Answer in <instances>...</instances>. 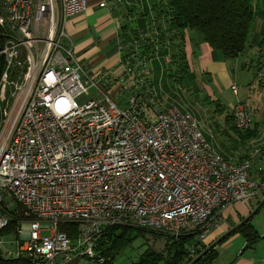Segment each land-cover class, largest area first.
Listing matches in <instances>:
<instances>
[{"label": "built area", "instance_id": "1", "mask_svg": "<svg viewBox=\"0 0 264 264\" xmlns=\"http://www.w3.org/2000/svg\"><path fill=\"white\" fill-rule=\"evenodd\" d=\"M87 6L0 0V252L10 216L16 219V253L1 252L6 258L105 264L97 241L116 226L196 234L203 243L217 213L264 195V178L251 172L249 159L221 156L191 115L152 102L143 56L132 63L131 52L124 61L120 46L117 77L85 70L63 41L65 21ZM111 80L127 89L125 101L112 98ZM255 88L264 100V54ZM92 92L98 96L87 98ZM251 115L240 101L230 113L240 131L250 128Z\"/></svg>", "mask_w": 264, "mask_h": 264}, {"label": "crops", "instance_id": "2", "mask_svg": "<svg viewBox=\"0 0 264 264\" xmlns=\"http://www.w3.org/2000/svg\"><path fill=\"white\" fill-rule=\"evenodd\" d=\"M100 1L88 0V6L82 13L68 18L64 23V27L67 28V30L65 29L67 36L63 43L71 45L75 59L82 63L85 70L90 74H97L99 71L105 70L110 73L112 78L117 77L121 73V69L118 67L120 46H138V48H141L145 43L147 46H155V49L157 46H169V41L160 42L161 44L153 41L156 37L154 24L157 22L152 8L163 0H104V6L99 5ZM252 30L255 35L254 38L248 40L247 36V46L238 56L245 53L249 62L244 63V67L251 63L250 66L255 69L251 84L248 86V89H255L256 95L253 104L250 106L252 109V124L248 131L258 136L245 142L237 138L234 143H243L241 145L245 147L246 151H240L239 154L236 152L238 155L235 158L241 157L242 159L246 154L243 159L251 161V172L256 176L258 174L262 179L264 178V168L258 163V155L255 154L257 150L255 149L260 148V144H264V135L260 124L263 123L260 120V111L264 110V100H261L256 94L255 78L260 56L264 53V32H262L264 23L256 21ZM259 31L262 33L257 34L256 32ZM167 48L165 47V50L160 51L162 53L156 52L155 56L147 62L150 82H153L157 72L168 68L170 59H168V55L164 54ZM183 49L189 66L188 73L184 74V77L194 78V81H198L199 85L202 84V86L203 80L208 77L209 84L213 85V88L218 86L219 83L227 87L231 85L232 81L228 69L230 59H224L220 53L214 52L199 31L195 29L185 30ZM213 88L212 91L211 87L208 90L212 94ZM230 113L231 111H227L226 126L228 127L233 126ZM255 119H258V121ZM261 140L263 142L260 143ZM248 141L253 143L248 144ZM259 152L264 153V148ZM253 208L251 201L247 204L237 203L236 205L226 206L216 214L217 219L211 223L210 230L203 243L205 245L214 243L221 236L238 227L243 220L251 215L254 211ZM54 264L98 263L86 259L64 261L58 257L55 259Z\"/></svg>", "mask_w": 264, "mask_h": 264}, {"label": "rangeland", "instance_id": "3", "mask_svg": "<svg viewBox=\"0 0 264 264\" xmlns=\"http://www.w3.org/2000/svg\"><path fill=\"white\" fill-rule=\"evenodd\" d=\"M250 1L253 18L248 32V40L255 36L252 30L254 23H256V21L264 23V0ZM65 29L67 30V28ZM262 32H264V30ZM262 32L259 31L256 33L261 34ZM263 54H261L260 59ZM246 62L249 61H247L245 53L240 54L234 59H230L228 62V69L232 81L231 85L227 87L219 83V85L214 88L213 85L209 84L208 77L203 80L202 86V84L199 85L198 81H194V78H186L180 76L178 72L175 73L174 65H168V68L171 67L172 70L168 68L161 69L156 73L153 82L149 81L150 87H153V91L150 94V97H152L151 100L161 107L168 108L173 106L181 111V113L191 115L195 119L204 139L218 154L230 160L241 161L246 157V154L242 159L241 157L236 159L235 156H237L240 151L245 152L246 149L242 147L241 144L243 143H234L238 136L232 127L226 126V117L227 111H231L234 104L238 101L250 107L253 104V100L256 98L255 89H248L255 69L250 66L251 63L244 67L243 64ZM170 71H174V73ZM116 83L117 82L114 83L113 80H111L108 83L109 87L106 86L107 90L108 92L110 91L114 100L119 101L121 99L125 101L128 91L125 88H117V86H115ZM129 84L128 81L124 83L126 87ZM232 85L236 87L235 90L231 87ZM209 87H211V91L213 88V94L208 91ZM95 93L96 92H92L87 98L93 96L97 97L98 95ZM85 98V96L78 97L77 101L80 103L85 100ZM260 114V120L263 121V123L261 122L260 124L262 134L264 135V110H261ZM255 120L258 121V119ZM247 131L248 130H246V132ZM241 132L246 133L245 131ZM251 142L252 141H248V144ZM261 142L263 141L261 140L260 143ZM259 146L260 148L257 149L262 151L264 144H260ZM236 152H238V154ZM258 160V163L264 168V153L259 152ZM250 201L254 206V210L264 201V195L262 193H257ZM249 223L257 233L258 239L256 243L246 244L245 238H243L240 233H233L214 248L215 257L210 264H262L260 263V259L262 260L264 258V202L257 213L249 220ZM122 227L135 228L130 226ZM12 228L7 229L5 232L8 233L3 235L1 252L4 255H6L7 252L16 253V245L14 243L16 235L11 231ZM27 229V224L21 227L22 232H25ZM154 233L155 235L146 233L143 237L135 238L131 243L121 248L115 255L113 264H135L147 248H150L154 252L164 254L165 246L170 244L167 243L166 240L168 239L169 241L170 237L173 238V236L155 231ZM192 241L195 242V239ZM190 250V259H193L195 256L194 248L190 247Z\"/></svg>", "mask_w": 264, "mask_h": 264}, {"label": "trees", "instance_id": "4", "mask_svg": "<svg viewBox=\"0 0 264 264\" xmlns=\"http://www.w3.org/2000/svg\"><path fill=\"white\" fill-rule=\"evenodd\" d=\"M152 10L157 22L154 24L156 37L153 41L158 43L169 41V46H157L156 49L155 46H147L146 43L141 48H138V46H122L121 57L124 61L131 52H135L134 57L129 58V62L133 63L142 56L148 62L155 56L156 52L162 53L160 51L168 47L167 54L164 53L170 59L168 65H174L175 73L178 72L180 76L184 77L189 69L183 49L186 29L199 31L213 51L220 53L224 59L237 57L247 46V36L253 18L250 0H163L155 5ZM1 32L2 29L0 28V48L4 41ZM2 69L3 58L0 55V74ZM168 69L172 70L171 67ZM170 72L174 73V71ZM231 127L242 142L255 139L258 136L255 133L249 131L244 133L238 131L234 126ZM10 218L9 228H12L16 219L12 216ZM60 229L70 234V230L73 228L62 225ZM236 232L245 238L246 244H254L258 239L257 233L250 225L249 220L239 226L233 233ZM146 233L155 235L154 231L146 229H131L122 226L109 228L99 237L97 250L106 258H109V261L105 264H111L121 248L131 243L133 239L143 237ZM193 239H195V242L192 241ZM166 241L170 244L165 246L164 254L147 248L135 264H191L200 255H202L201 258L193 264H210L215 257L214 248L222 242L220 241L214 248L206 252L212 243L204 245L198 240L196 234H182L177 238L170 237V240L167 239ZM190 247H193L195 251L193 259H190ZM0 264L36 263L23 256L6 258L0 252Z\"/></svg>", "mask_w": 264, "mask_h": 264}, {"label": "water", "instance_id": "5", "mask_svg": "<svg viewBox=\"0 0 264 264\" xmlns=\"http://www.w3.org/2000/svg\"><path fill=\"white\" fill-rule=\"evenodd\" d=\"M264 202V201H263ZM263 202L258 206V207H256L255 209H254V211L251 213V215L247 218V219H245V220H243L241 223H240V225L239 226H241L242 224H244L246 221H248V220H250L251 218H252V216H254L256 213H257V211H258V209L260 208V206L263 204ZM238 226V227H239ZM238 227H236L235 229H233V230H230L229 232H227L226 234H224L223 236H221L217 241H215L214 243H212L209 247H208V249L206 250V252L209 250V249H212V248H214L220 241H222L224 238H226L227 236H229L231 233H233ZM201 256L202 255H200L199 257H197L191 264H193V263H195L197 260H199V258H201Z\"/></svg>", "mask_w": 264, "mask_h": 264}]
</instances>
